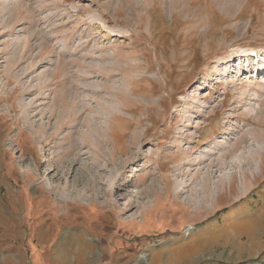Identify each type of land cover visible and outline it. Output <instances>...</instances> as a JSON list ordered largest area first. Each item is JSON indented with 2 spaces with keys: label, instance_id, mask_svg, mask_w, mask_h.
Wrapping results in <instances>:
<instances>
[{
  "label": "rangeland",
  "instance_id": "obj_1",
  "mask_svg": "<svg viewBox=\"0 0 264 264\" xmlns=\"http://www.w3.org/2000/svg\"><path fill=\"white\" fill-rule=\"evenodd\" d=\"M263 209L264 0H0V264H264Z\"/></svg>",
  "mask_w": 264,
  "mask_h": 264
},
{
  "label": "bare ground",
  "instance_id": "obj_2",
  "mask_svg": "<svg viewBox=\"0 0 264 264\" xmlns=\"http://www.w3.org/2000/svg\"><path fill=\"white\" fill-rule=\"evenodd\" d=\"M80 88V87H79ZM74 89V88H73ZM72 89V90H73ZM73 92H75L76 93V95H77V97L79 96V89L77 88L75 91H73ZM74 93V94H75ZM75 96V95H74ZM76 97V96H75ZM74 97V98H75ZM69 98L71 99V101H72V99L73 98H71V96H69ZM66 99H68V98H66ZM69 99V100H70ZM76 99V98H75ZM79 100V99H78ZM69 102V101H68ZM65 104H67V102H65ZM71 105V104H70ZM75 101H74V103L71 105V106H73V107H75ZM111 105V104H110ZM77 106L79 107V109H78V111H80L81 112V110H83L86 106L83 104V103H77ZM127 108H128V105H124L123 106V109H125V110H127ZM72 109H76V107L75 108H72ZM76 109V110H77ZM108 110H109V108H108ZM77 111V112H78ZM75 112V111H74ZM107 112V111H106ZM73 113V112H72ZM74 114V113H73ZM78 114V113H77ZM76 114V115H77ZM81 115H83V112H81ZM102 115V114H101ZM100 116V115H99ZM73 117V116H72ZM86 118H84V120H83V122H84V124H85V126L87 127V131L85 132L84 131V133H83V135H86V136H88L87 138H86V140L85 141H82V136H80L81 135V131L80 132H78L79 133V135L77 136H75L74 135V137H72V139L70 140V138H69V143H70V151H72V152H74V154H75V156H73L72 157V160H71V162H75V163H82L83 161H84V156H83V154H86V152H83L82 150V148H84L83 147V145H86V146H89V147H92V146H97L98 147V149L100 148V150H103L104 152H103V157L102 158H95V160L93 161V163H92V166H89V169H90V171L91 172H93L94 173V175H95V181L96 182H94L95 184H99V183H102L101 182V179H102V177L99 175V172L98 171H96V168L97 169H103V160L105 159V161L106 162H112V160L115 158V156L117 155V156H123V155H128V154H130V153H132V151L133 150H130L129 148L131 147V148H134L133 147V145L134 144H138V143H140L142 140V138L139 140V142L137 141V143L135 142V141H132V143H131V146L130 147H127L126 145H124V146H122V147H119V146H117L115 143H116V141L114 142V138H112L113 136L115 137V131L114 132H112L111 133V131H109V134L107 135V133H105L104 132V130H103V128H104V126L103 125H101V124H99L100 122H97V119H98V116H96L95 115V117H87V116H85ZM103 117V116H102ZM101 117V118H102ZM113 120L114 119H116V118H118V116L117 115H113ZM78 119V118H77ZM113 120H111V123L110 124H112L113 123ZM72 121V120H71ZM70 121V122H71ZM105 121H107V119L105 120ZM76 122H78V121H76ZM84 124H82V125H84ZM104 124V123H103ZM105 124H107V123H105ZM81 125V126H82ZM80 126V125H79ZM78 126V127H79ZM73 127V126H72ZM77 127V129H80V128H78ZM76 128V127H75ZM108 129V128H107ZM78 131V130H77ZM76 131V132H77ZM104 133H105V135H104ZM125 133V132H124ZM134 134V133H133ZM137 134V133H136ZM110 135L112 136V137H110ZM134 136H136L135 134H134ZM138 136H140V135H138ZM142 136V135H141ZM68 138V137H67ZM135 138V137H134ZM144 139V138H143ZM68 143V144H69ZM114 143V144H113ZM110 144H113V149L112 148H109L110 147ZM65 146V145H64ZM66 148V147H65ZM68 148V147H67ZM111 149V150H109V149ZM90 150V149H89ZM68 150L66 149V152H67ZM65 153V152H64ZM67 153H71V152H67ZM103 159V160H102ZM82 169H83V167H81ZM81 168H79L78 170H77V174H76V176H75V178H74V181L75 182H80L81 181V177H82V179H83V177H84V174H85V170H82ZM87 179V178H86ZM88 180H89V182L90 181H93L92 179H90V176H89V178H88ZM103 190V189H102ZM75 191V190H74ZM98 192H101L102 193V195H105V194H107V190H105L104 192H102L100 189L99 190H97ZM92 204V203H91ZM262 215H264V214H262ZM261 217V216H260ZM261 218H263V217H261ZM263 221V219L262 220H260V218H254L253 220H251V221H249L250 222V224H254L255 226H254V229L257 227L256 226V223L258 222V223H261ZM247 225V224H246ZM245 225V226H246ZM194 227H191V230L192 231H190L189 232V234L190 233H192L193 231H194ZM192 246V245H191ZM197 247H194L193 248V246L191 247V248H187L186 250H185V253L183 252L182 254H184V255H188L189 257L188 258H190L191 256H193V254L197 251ZM187 258L186 257H183V260L181 261V262H184V260H186ZM189 260V259H188ZM179 264H181V263H179Z\"/></svg>",
  "mask_w": 264,
  "mask_h": 264
},
{
  "label": "crops",
  "instance_id": "obj_3",
  "mask_svg": "<svg viewBox=\"0 0 264 264\" xmlns=\"http://www.w3.org/2000/svg\"><path fill=\"white\" fill-rule=\"evenodd\" d=\"M262 214H264V209L261 211V215H260L261 217H263ZM261 217H260V220L263 219V221H262L261 223H258V222L256 223V226H257V227H256L255 229H257V230L259 229L260 226H261V227H264V218H261ZM252 220H253V219H252ZM241 223H242V222H241ZM254 226H255V225L253 224L252 227H254Z\"/></svg>",
  "mask_w": 264,
  "mask_h": 264
}]
</instances>
